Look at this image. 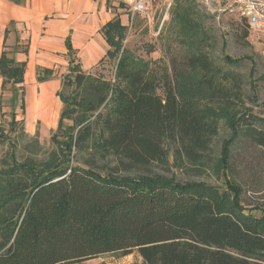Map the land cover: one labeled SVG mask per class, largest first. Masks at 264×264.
Segmentation results:
<instances>
[{"label":"trees","instance_id":"obj_1","mask_svg":"<svg viewBox=\"0 0 264 264\" xmlns=\"http://www.w3.org/2000/svg\"><path fill=\"white\" fill-rule=\"evenodd\" d=\"M126 31L118 19L101 28L104 59L115 60L111 80L69 61L61 85L69 93H57L55 150L42 161L1 159L0 264H78L134 250L140 264H264V208L243 205L231 169L240 136L264 148V118L245 107L239 77L223 72L200 44L172 66V78L124 45ZM65 45L71 51L68 39ZM225 46L227 64L250 60L229 57ZM24 70L1 54V90L11 85L13 106L20 91L22 114ZM253 75L252 64L255 100L264 74ZM10 118L15 125L14 112ZM220 120L230 133L212 162L207 153ZM0 140L8 137L0 132ZM170 158V167L211 170L224 187L149 172Z\"/></svg>","mask_w":264,"mask_h":264},{"label":"rangeland","instance_id":"obj_2","mask_svg":"<svg viewBox=\"0 0 264 264\" xmlns=\"http://www.w3.org/2000/svg\"><path fill=\"white\" fill-rule=\"evenodd\" d=\"M120 1L113 2L121 4L119 8L122 11L121 14L130 15L128 22L126 21L127 16L124 19L127 31L123 43L127 48L145 60L160 64L169 71L173 78L172 66L182 65L185 58L187 59L196 48L194 45L200 44L201 50L210 55L216 66L223 72H230L239 77L241 97L245 107L255 116L264 118V80L257 81L255 100L251 97L249 82L252 64L253 79L264 74V36L250 30L239 15H217L204 5V0H150L148 9L145 12L135 13L131 23V6L134 0ZM188 36L192 37L188 38ZM224 42L226 43L224 53L229 57L249 58L250 60L241 59L237 64L224 62L222 55ZM25 46L26 44L22 45V48ZM57 56L53 57L52 63L47 67L36 63L38 67L48 68L52 72V76L47 77L40 71V78L56 79L59 80V84L57 86L56 82L42 83L44 86L52 84L54 89L50 98L46 93L44 102L38 104L39 108H33L28 117L22 114L19 108L20 91L15 95L17 106L13 109L10 100L14 89L7 84L3 92L0 90V132L8 137L6 141L0 140V168L1 159L9 154H14L15 159L20 162L27 158L42 161L55 150L50 138L55 133L58 116L63 107L56 94L62 92L67 96L69 93V89L62 91L61 82L70 60L68 56L60 54ZM73 57L78 61L76 53ZM80 59L86 69L91 68L95 61L87 49ZM114 64L115 60L105 58L87 72L109 81L114 75ZM187 77V74L184 75L183 82L185 81V84L191 88L193 84ZM37 84H39V79L35 77L34 86ZM22 88L26 95L27 85L23 84ZM12 112H14L16 123L10 126ZM51 112L55 114L52 118L50 117ZM218 126L217 135L213 138V143L207 153L212 162L220 156L222 140L226 139L230 133L223 120L219 121ZM253 126L263 129L257 121L253 123ZM238 140L231 148V169H233L236 182L242 189L243 205L249 208H264V148L243 135ZM171 160L170 158L163 164L151 166L149 172L152 175L173 177L180 183L205 182L220 189L224 187L222 180L218 179L211 170L183 166L170 167ZM167 164H169L168 167ZM138 259V253L134 250L128 256L103 254L97 260L84 264H137Z\"/></svg>","mask_w":264,"mask_h":264},{"label":"crops","instance_id":"obj_3","mask_svg":"<svg viewBox=\"0 0 264 264\" xmlns=\"http://www.w3.org/2000/svg\"><path fill=\"white\" fill-rule=\"evenodd\" d=\"M113 1L115 0H0V56L5 53L8 59L13 58L14 61L25 64L22 85L26 84L28 90L23 96V114L28 117L33 108H39L46 93L50 98L53 85L44 86L42 83L59 84V80L45 79L34 86L35 77H41L40 71L44 74L48 70L50 75L47 77L52 76L50 69L38 67L36 63L47 67L52 63L53 57L60 54L70 57L81 71L89 73L87 71L104 60L109 46L102 36L101 28L113 19H118L125 26V17L127 16V22L130 18V15L121 14V4ZM123 1L125 0L120 2ZM67 39L71 51L65 45ZM24 44L26 46L22 48ZM86 49L95 58L93 66L88 69L83 67L80 59ZM74 53L77 54L78 61L74 59ZM68 64L64 77L68 75ZM2 83L3 78L0 76V90ZM16 106L17 104H11L13 109ZM54 115L51 112L50 117ZM138 258L137 264H140L142 259L139 255Z\"/></svg>","mask_w":264,"mask_h":264},{"label":"built area","instance_id":"obj_4","mask_svg":"<svg viewBox=\"0 0 264 264\" xmlns=\"http://www.w3.org/2000/svg\"><path fill=\"white\" fill-rule=\"evenodd\" d=\"M205 6L217 15H239L249 29L264 36V0H204ZM150 0H134L131 23L135 13L145 12Z\"/></svg>","mask_w":264,"mask_h":264}]
</instances>
